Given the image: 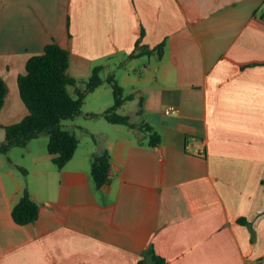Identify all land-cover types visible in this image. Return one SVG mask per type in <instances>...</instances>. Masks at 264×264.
Wrapping results in <instances>:
<instances>
[{"label":"crops","instance_id":"crops-1","mask_svg":"<svg viewBox=\"0 0 264 264\" xmlns=\"http://www.w3.org/2000/svg\"><path fill=\"white\" fill-rule=\"evenodd\" d=\"M142 30V48H163L135 49ZM52 40L73 77L123 69L135 126L116 135L72 120L93 141L62 168L37 137L11 166L0 154V264H137L150 245L166 264H264V0H0L1 124L28 113L17 78ZM104 150L109 179L96 188ZM25 190L39 214L20 225L11 208Z\"/></svg>","mask_w":264,"mask_h":264},{"label":"trees","instance_id":"trees-1","mask_svg":"<svg viewBox=\"0 0 264 264\" xmlns=\"http://www.w3.org/2000/svg\"><path fill=\"white\" fill-rule=\"evenodd\" d=\"M143 30L137 39L135 49L141 48L144 53L161 50L164 43L152 49L141 47L139 42ZM141 53V51H140ZM128 56L133 57L132 51ZM70 51L55 40L48 42L43 51L31 55L26 62L25 72L17 78L20 97L28 109V113L18 122L3 125L4 138L0 140V152L6 153L13 146L24 147L27 143L42 134L48 137L47 150L52 156V161L58 168H62L74 155L78 144V135L65 127L62 121L74 119L83 114L82 107L89 93L107 81L113 92V102L101 112L85 113L86 117H103L113 124H123L130 127L135 125L130 122L128 114L119 112L123 104L134 97L133 93L124 95L123 87L117 82L114 73L102 77L104 69L102 64L95 65L87 79H78L68 73ZM74 86L75 96L71 95L68 87ZM8 88L5 80L0 76V111L4 104ZM142 129L148 134V144L156 146L161 139L159 134L145 123ZM110 153L104 150L95 154L91 161L90 174L94 186L100 187L109 179ZM39 214V206L32 196L25 190L20 199L12 206L13 220L24 225L34 222ZM239 222H247L244 218ZM253 236V231H252ZM166 264L165 258L157 254L153 247L148 246L142 253L137 264Z\"/></svg>","mask_w":264,"mask_h":264},{"label":"rangeland","instance_id":"rangeland-1","mask_svg":"<svg viewBox=\"0 0 264 264\" xmlns=\"http://www.w3.org/2000/svg\"><path fill=\"white\" fill-rule=\"evenodd\" d=\"M145 58H147V57L145 56ZM145 62L146 61H144V60L143 61L140 60L138 65L136 66V68L139 69ZM112 65H114V64H112ZM111 68H112L111 71H108L107 69L103 70L102 73H101L102 77L105 78V77H107V75L110 72H113L117 82L119 84L122 83L121 79H123V78L120 77V74H121V72H123L122 71L123 69L118 68V65L117 66H112ZM131 72L138 74V71H131ZM78 79L79 80L80 79H87V77H79ZM132 85H134V84H131L130 82H126L125 89L123 90L124 91V95H127V94L131 93V91H133L132 89H134L133 88L134 86H132ZM68 89H69V92L71 93V95H73V96L76 95L75 92H74V86H69ZM112 102H113L112 87L107 81H104V83H102L100 85V87H98V89H96V91H94L93 93H89L87 95V97L85 99V102H84V105L82 107L83 114L77 116L74 119L63 120L62 121L63 127L74 131L78 135L79 140L81 141L82 147H85L88 142L93 141V136L90 133H88L85 129H81L79 127L70 128L67 124L69 122H71L72 120H75V123L81 124L83 127L89 128L93 132H95V131L97 132L99 130H106V131L112 132V133L117 135L118 134V124L112 125L113 123L108 122L103 117L93 118V117H86L84 115L85 113H89V112H93V111H101V109H105V108L108 107L106 105H111ZM129 104H130V101H126V106L127 107L125 106V108H126L125 111H127V109L130 108ZM101 107H103V108H101ZM119 112L124 114V110L122 108H120ZM119 126H122L123 128H125V125H123V124H120ZM0 130H3V129L0 128ZM43 138H46L45 144H44V140L45 139H43ZM96 139L100 140L101 137L97 136ZM47 141H48L47 135L46 134H42L39 137H37L36 139H34L32 141V143L41 142L42 147L43 148L45 147V149H46L47 148ZM22 150H23V148L20 147V146H13L12 148H9L6 153L0 152V154L2 153V156H5V160H6L7 166H11V165H9V161H8L6 156H12L15 159H19L20 158V153L22 152ZM12 168L14 169L15 176L18 177L19 181L25 182L26 180H25V171H24V169L21 168V167L20 168L12 167Z\"/></svg>","mask_w":264,"mask_h":264},{"label":"built area","instance_id":"built-area-1","mask_svg":"<svg viewBox=\"0 0 264 264\" xmlns=\"http://www.w3.org/2000/svg\"><path fill=\"white\" fill-rule=\"evenodd\" d=\"M173 109H174L173 107H168V108H166L165 111H166L167 113H169V112L173 111ZM197 153H199V154H203V153H204V150H198ZM255 264H257V263H255Z\"/></svg>","mask_w":264,"mask_h":264}]
</instances>
